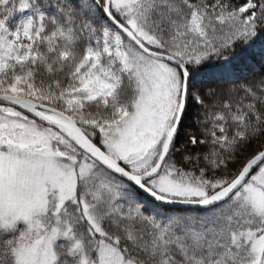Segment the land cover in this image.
I'll use <instances>...</instances> for the list:
<instances>
[{"label":"snow or ice","instance_id":"snow-or-ice-1","mask_svg":"<svg viewBox=\"0 0 264 264\" xmlns=\"http://www.w3.org/2000/svg\"><path fill=\"white\" fill-rule=\"evenodd\" d=\"M0 264H264V0H0Z\"/></svg>","mask_w":264,"mask_h":264}]
</instances>
